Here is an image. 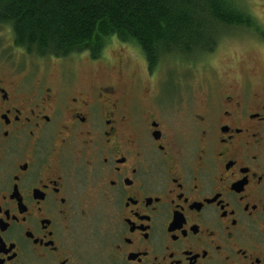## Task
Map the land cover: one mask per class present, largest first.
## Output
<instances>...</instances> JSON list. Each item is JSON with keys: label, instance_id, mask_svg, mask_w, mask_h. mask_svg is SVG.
I'll return each mask as SVG.
<instances>
[{"label": "flooded vegetation", "instance_id": "flooded-vegetation-1", "mask_svg": "<svg viewBox=\"0 0 264 264\" xmlns=\"http://www.w3.org/2000/svg\"><path fill=\"white\" fill-rule=\"evenodd\" d=\"M233 29L258 71L167 108L68 70L0 76V264H76L82 234L92 264H264V28Z\"/></svg>", "mask_w": 264, "mask_h": 264}, {"label": "trees", "instance_id": "trees-1", "mask_svg": "<svg viewBox=\"0 0 264 264\" xmlns=\"http://www.w3.org/2000/svg\"><path fill=\"white\" fill-rule=\"evenodd\" d=\"M242 2L0 0V25L10 26L14 44L32 56L96 58L116 37L137 48L155 69L165 58L206 56L230 28L257 26Z\"/></svg>", "mask_w": 264, "mask_h": 264}, {"label": "rangeland", "instance_id": "rangeland-1", "mask_svg": "<svg viewBox=\"0 0 264 264\" xmlns=\"http://www.w3.org/2000/svg\"><path fill=\"white\" fill-rule=\"evenodd\" d=\"M257 26L264 28V0H243ZM219 40L215 49L202 58L163 59L155 69H150L141 52L132 45L111 37L105 43L98 61L88 59L86 53L58 57H36L26 54L13 41L10 26L0 25V76L27 74L28 79L36 75H59L71 71L76 80L86 83L112 82L122 89L158 88V102L169 107L175 93H191L207 88L217 93L223 82L235 76H249L258 71L261 48H256L245 33L247 30L230 28ZM222 35V33L220 32ZM262 57V56H261ZM153 72V73H151ZM79 260L76 264H92L85 237L79 242ZM95 264L98 262L95 261Z\"/></svg>", "mask_w": 264, "mask_h": 264}]
</instances>
